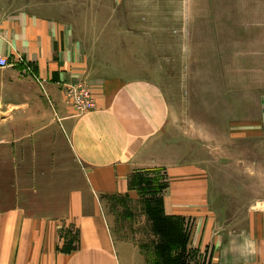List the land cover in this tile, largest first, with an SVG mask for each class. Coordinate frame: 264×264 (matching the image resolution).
I'll list each match as a JSON object with an SVG mask.
<instances>
[{
  "label": "crops",
  "instance_id": "crops-1",
  "mask_svg": "<svg viewBox=\"0 0 264 264\" xmlns=\"http://www.w3.org/2000/svg\"><path fill=\"white\" fill-rule=\"evenodd\" d=\"M60 9L0 2V55L21 56L32 72L0 69V264H139L115 241L104 201L130 196V177L156 167L167 169L164 214L191 222L189 247L210 248L208 264H264V101L252 105L249 133L219 141L216 159L183 161L165 140L178 121L157 86L95 78L52 16ZM69 86H87L93 109L77 114ZM217 183L220 211L235 208L218 226Z\"/></svg>",
  "mask_w": 264,
  "mask_h": 264
},
{
  "label": "rangeland",
  "instance_id": "rangeland-1",
  "mask_svg": "<svg viewBox=\"0 0 264 264\" xmlns=\"http://www.w3.org/2000/svg\"><path fill=\"white\" fill-rule=\"evenodd\" d=\"M46 1L61 8L52 16L82 44L95 78L147 80L157 86L178 121H171L165 140L179 143L177 151L186 154L183 161L216 159L223 153L220 140L251 131L252 105L264 101V0ZM166 170L136 172L130 196L104 201L114 239L134 248L139 264H164L168 253L178 255L181 264H208L210 248L182 249L175 234L155 230L157 221L171 223L150 214L162 209ZM212 171L218 180L220 172ZM212 193L218 226L221 213L235 208L220 211L223 191L218 183ZM172 221L174 231L179 227L189 237L190 221Z\"/></svg>",
  "mask_w": 264,
  "mask_h": 264
},
{
  "label": "built area",
  "instance_id": "built-area-1",
  "mask_svg": "<svg viewBox=\"0 0 264 264\" xmlns=\"http://www.w3.org/2000/svg\"><path fill=\"white\" fill-rule=\"evenodd\" d=\"M17 65L23 66L27 74L28 72L32 74L29 64L21 56H16L14 59L9 60V58L0 55V69ZM67 95L72 101L77 114H84L94 107L93 95L87 86H69Z\"/></svg>",
  "mask_w": 264,
  "mask_h": 264
},
{
  "label": "trees",
  "instance_id": "trees-1",
  "mask_svg": "<svg viewBox=\"0 0 264 264\" xmlns=\"http://www.w3.org/2000/svg\"><path fill=\"white\" fill-rule=\"evenodd\" d=\"M145 173H147V172H145ZM138 176L139 175H136L135 176V174L133 176H131V179L129 180V189L135 190V188L137 186V183H135V179ZM166 188H167V186L165 185V187H163L162 189L163 190H166ZM147 191H148L147 189L143 190V192H147ZM146 211L149 212L150 210L148 208H146ZM161 211H159V212H152L150 214L153 217H155L157 215H159L161 218H164L165 217L171 223L164 222L163 220L157 221L155 223V228H156L155 230H156V232H158V234L163 235L162 234L163 231H168L169 230L170 233H172V235L175 234L176 239H177V242L182 245V249H185L186 245H188V237L185 236L184 233H181V230H180L179 227H177V230L174 231V227H173L174 224H173L172 219H176V218L175 217H169V218H167L168 216H166L164 214V212H163V200H162V209H161ZM166 255H167V260H166V262L164 264H181L179 262V260H178V257H179L178 255L177 256H171L169 253L166 254ZM182 264H184V263H182Z\"/></svg>",
  "mask_w": 264,
  "mask_h": 264
}]
</instances>
